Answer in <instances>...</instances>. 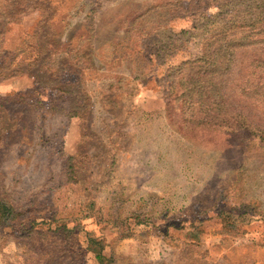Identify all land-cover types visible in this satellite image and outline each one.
Segmentation results:
<instances>
[{
    "label": "rangeland",
    "instance_id": "1",
    "mask_svg": "<svg viewBox=\"0 0 264 264\" xmlns=\"http://www.w3.org/2000/svg\"><path fill=\"white\" fill-rule=\"evenodd\" d=\"M16 92L35 95L0 106L1 195L33 192L53 163L51 187L33 193L108 255L141 235L131 218L173 212L132 238L134 255L102 264H264V0H0V94ZM46 113L79 120L74 157L49 158ZM151 133L163 137L140 139ZM128 165L164 187L132 204ZM194 220L191 239L170 228ZM53 227L0 228V264H99L84 233Z\"/></svg>",
    "mask_w": 264,
    "mask_h": 264
},
{
    "label": "trees",
    "instance_id": "2",
    "mask_svg": "<svg viewBox=\"0 0 264 264\" xmlns=\"http://www.w3.org/2000/svg\"><path fill=\"white\" fill-rule=\"evenodd\" d=\"M35 94L31 92H16L14 94H5L1 95L0 94V106L6 105V103H22L24 100L22 99H16L19 97H26V96H33ZM28 98V97H27ZM27 100V99H26ZM25 100V101H26ZM30 103L33 106H37L38 103H41L40 99H30ZM44 102H42L43 104ZM46 105V104H44ZM47 107V106H46ZM166 107V104L164 106V109ZM163 109V110H164ZM152 110L156 109H151V108H144L143 114L146 116H143L142 122L140 124H144L145 122L150 121L152 117L148 116L151 114ZM160 110V109H159ZM162 109L159 111L161 112ZM55 114V113H54ZM49 113L44 114L42 116L41 121L43 122V125H46L47 122L45 119H47ZM45 120V121H44ZM141 121V120H140ZM1 193V192H0ZM172 199L171 197H166L165 200L166 203L168 204V200ZM139 200L145 201L146 198H139ZM132 204L138 203L137 200L135 199H130ZM172 201H174L172 199ZM174 205L170 204V206H166L167 208L174 209V206L176 205L174 202H172ZM181 204H184L181 203ZM180 204V205H181ZM187 205H185L186 207ZM184 206L182 205V208ZM57 211L55 208L51 207L50 205L44 203L40 198L37 193H31V192H24V193H18L13 190L10 192L5 193L4 195L0 194V228L2 229H8L10 233L17 234V235H25L27 233H30L33 231L37 226H43L48 224L49 226H55L53 227L55 231L58 234H63V233H78L80 234L81 232L84 233V236H86V240L88 242V246L86 248H83L81 252L84 253H93L96 260L98 261L99 264H102L103 261L106 259H110L111 262H113V256L115 257V254L112 252L110 249L111 254H107L106 248L108 247L107 244L103 242V240L98 239L94 235H92L91 231L86 229L84 227V224L82 222H79L78 224H75L73 226H68L67 223H62L58 224L60 220L57 218ZM173 212L169 213V210H166L164 214L157 215V217H161L163 219H172ZM143 218L140 219L139 216H136L134 218L130 219V222L128 225L130 226L133 231H143L147 230L150 226H153L151 221L156 222L157 217L156 216H150L149 214L146 216L145 214L142 216ZM88 218L87 214L84 215V219ZM192 222L191 224L186 225H180L178 226L177 224H170V228H176L177 230L186 229L187 231V237L191 239V230L194 228L197 224ZM167 227V226H166ZM182 227V228H181ZM85 228V229H84ZM168 229H164L163 232H166L167 234ZM131 235L130 233L126 235L129 236ZM192 242L191 240H189Z\"/></svg>",
    "mask_w": 264,
    "mask_h": 264
},
{
    "label": "crops",
    "instance_id": "3",
    "mask_svg": "<svg viewBox=\"0 0 264 264\" xmlns=\"http://www.w3.org/2000/svg\"><path fill=\"white\" fill-rule=\"evenodd\" d=\"M150 104H151V102L149 101L148 105H150ZM160 105H162V103L158 102V108L159 109L161 108ZM144 108L147 109L150 107L145 106ZM45 120L49 126V130L47 133L50 134V141H51L50 145L48 147L51 150V153L49 154V158L53 159L54 153L52 151H54L56 149H58V152L60 151L59 154L62 156L63 159H66L67 157L68 158L74 157L73 155H76L75 153L78 150V147H77L78 143L81 140L82 135H83V130H81V128L79 126V123H80L79 120L75 121V119H72V117H68L67 114H59V113H57V114L50 113L49 116L47 117V119H45ZM77 137H78V139H77ZM161 137H163V134H161V133H151V134H144L140 139H148V138L160 139ZM16 151H18V150H16ZM139 152H142L143 154H150V153L153 154L154 153L151 149L144 148V146H139L138 149L136 148L135 153H139ZM142 158L147 159V156H144ZM22 159H23L22 156L16 155V157H14V159H13L14 160L13 165L18 164L20 166V168L26 169L25 167H23V165L19 164V161L20 160L22 161ZM11 162L12 161H9L5 165L6 170H7L6 167L8 165H10ZM47 165L48 166H43V168H45V167L47 168L46 170L42 171L43 182H40V185L38 188H34L32 190L37 191L40 188L48 189L49 187H51V184H52L51 182L53 181L55 170L52 168L53 163H51V165H49V164H47ZM128 168H130L129 174H132V176L135 174V176H134L135 179H138V177L140 178V180H138V183L137 184L135 183V185H129L130 183L128 181L130 180V178H127L126 180H128L127 181V183H129L128 185L131 188L135 187L136 189L142 190L140 196L132 197L131 199H139V198L144 199V198H146L147 195L150 194V189H152V188H163L164 187L163 184L162 185L158 184L157 187H151L152 183L156 182L155 181L156 178H155V176L152 178L151 174H149L150 173L149 171L145 172L144 167L142 169L139 168L136 171H134V167H132L130 165H128ZM20 172H22V170H20ZM137 172H142L141 173L142 175H139L140 173H137ZM120 180H123V179L120 178ZM151 180H152V182H151ZM158 181H160V179ZM69 182H67V184H69ZM20 184L21 183H19L20 188L16 187V185H15V189L23 190L24 188H22L20 186ZM11 186H14V185H11ZM24 192H31L32 193V191L26 190V189L24 191H18V193H24ZM39 198H40V196H39ZM159 220H161V219H159ZM146 233L147 232L145 230H143L140 232L141 235L131 234V235L127 236L126 239H124L126 241V246H124L123 241H121V243L119 242V240H120L119 238L114 239V241L112 242V248H113L112 252L116 255H119V254L121 255V253H122L121 251H124L126 254L131 253L132 255H134V253H136V250H138L137 247L141 244L140 241L143 242L145 240L144 236ZM138 235L142 238V240L138 241L136 244H131L130 241L133 240L132 238L136 237ZM152 243L153 242L150 241L147 244L149 246H151ZM127 244H128V246H127ZM114 246H116V247H114ZM149 248L143 250L142 252L144 254H147ZM158 250L159 249L157 248V251Z\"/></svg>",
    "mask_w": 264,
    "mask_h": 264
}]
</instances>
